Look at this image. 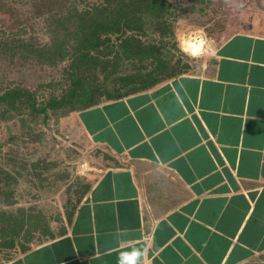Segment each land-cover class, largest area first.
Instances as JSON below:
<instances>
[{"label": "crops", "instance_id": "0c3cea01", "mask_svg": "<svg viewBox=\"0 0 264 264\" xmlns=\"http://www.w3.org/2000/svg\"><path fill=\"white\" fill-rule=\"evenodd\" d=\"M224 11L186 74L73 114L95 158L28 170L38 230L1 264H117L133 246L144 264H264V0Z\"/></svg>", "mask_w": 264, "mask_h": 264}, {"label": "trees", "instance_id": "16d2710c", "mask_svg": "<svg viewBox=\"0 0 264 264\" xmlns=\"http://www.w3.org/2000/svg\"><path fill=\"white\" fill-rule=\"evenodd\" d=\"M41 1L49 2L45 10L49 5L50 10L39 28L34 26L36 21L12 33L0 30V128L8 129L16 120L23 125L26 116L32 120L49 115L61 118L124 99L186 74L191 68L183 56L195 57L181 51L176 39L173 2L177 0ZM186 1L192 8L211 6L210 0ZM212 26L219 31L222 21ZM15 59L56 70L58 75L33 89L22 82L8 83L2 77L1 62ZM15 168L10 172L0 165V250L38 230L34 208H8L17 204L21 171L29 174L30 169L46 170L45 161L39 159L28 167L20 164ZM86 190L79 186L78 195ZM76 198L78 202L80 197ZM3 257L0 251V264Z\"/></svg>", "mask_w": 264, "mask_h": 264}, {"label": "rangeland", "instance_id": "374dc122", "mask_svg": "<svg viewBox=\"0 0 264 264\" xmlns=\"http://www.w3.org/2000/svg\"><path fill=\"white\" fill-rule=\"evenodd\" d=\"M210 1L211 6L204 9L199 5L192 8L191 2L186 0L173 2L176 17L174 23L176 39L181 51H187L183 46L186 35L197 33L207 37L205 30L213 25L217 19V21L223 19L227 0ZM41 2L40 0L32 3L30 0H0V30L8 34L15 32L25 24L33 26L36 21L38 24L34 26L39 28V25H42L43 17L50 10V5L49 10H45V8H48L49 2ZM37 35L41 38L44 37L41 33ZM181 46L184 47V50ZM189 57L183 56L188 63L199 58ZM1 64L4 67L2 77L5 76L6 82H14L15 84L22 82V85L29 89H33L38 84L47 82L51 77L58 75L56 70L41 67L31 62L21 63L16 59L1 62ZM73 114L61 118H53L50 115L45 118L39 116L33 120L26 116L23 125L19 120H16L9 123L8 129L2 126L0 128V145L3 142H8L7 146L0 147V165L10 171L11 169L16 170L15 167L20 164L28 167L30 163H35L39 159H48V161H53L52 164L56 169L64 170L65 167L70 169L72 166L78 165L72 164L76 161L75 158L83 161L94 159V148L83 142L86 140L78 132L79 126ZM27 133H30L31 137L25 136ZM11 138L13 141H9ZM33 138H36V140L33 141ZM4 155H7L6 158H4ZM26 173L27 171H21L22 177H17V204L8 208L10 210L17 207L27 208L30 201L36 202L31 195H28V185L25 184ZM73 177H75V174ZM51 197L48 195L40 197L34 207L38 205V207L44 209L43 206L46 207L49 204L48 201ZM0 208L3 209V207Z\"/></svg>", "mask_w": 264, "mask_h": 264}, {"label": "clouds", "instance_id": "9594fccd", "mask_svg": "<svg viewBox=\"0 0 264 264\" xmlns=\"http://www.w3.org/2000/svg\"><path fill=\"white\" fill-rule=\"evenodd\" d=\"M209 40L205 35L192 33L186 35L183 46L189 55L200 56L206 50ZM145 249L133 246L131 250L120 251L117 255V264H144Z\"/></svg>", "mask_w": 264, "mask_h": 264}, {"label": "built area", "instance_id": "2783aa9c", "mask_svg": "<svg viewBox=\"0 0 264 264\" xmlns=\"http://www.w3.org/2000/svg\"><path fill=\"white\" fill-rule=\"evenodd\" d=\"M184 52H185V51H184ZM149 239H150V236H149V235H147V236H146V240H149Z\"/></svg>", "mask_w": 264, "mask_h": 264}]
</instances>
